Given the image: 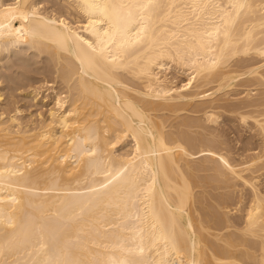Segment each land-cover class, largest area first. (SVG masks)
<instances>
[{"label": "bare ground", "instance_id": "obj_1", "mask_svg": "<svg viewBox=\"0 0 264 264\" xmlns=\"http://www.w3.org/2000/svg\"><path fill=\"white\" fill-rule=\"evenodd\" d=\"M44 1L0 0V264H264V0Z\"/></svg>", "mask_w": 264, "mask_h": 264}, {"label": "rangeland", "instance_id": "obj_2", "mask_svg": "<svg viewBox=\"0 0 264 264\" xmlns=\"http://www.w3.org/2000/svg\"><path fill=\"white\" fill-rule=\"evenodd\" d=\"M45 1H49V2H52V4H57V3H59V1L58 0H45ZM44 1V5H46L47 3ZM57 1V2H56ZM61 3H62V1H61ZM43 58H42V57ZM45 56H46V53L44 54V52L43 53H41L40 55H39V57L38 56H33L32 57V55H31V61L29 60L28 62H30V63H28L27 62V64L26 65H22V67H12V69L10 68V71L11 70H13L14 72L12 73V74H17V72L18 71H21V69L25 72V74H24V76H26V74H27V72H28V74H27V76H29L30 78H32V79H27V80H24L23 82V85L22 86H17V88L14 90V94L15 95H17V99H18V104L19 105H21L22 106V112L20 113L22 116H23V118H29V114L30 113H32L33 114V116H34V118L36 119V118H38V116H36V114L35 113H37V112H41L42 114L41 115H46V108H47V105H45V103H44V101H39V100H37L36 101V103L35 102H33V101H30L28 98H23V96H22V92L23 91H26L27 89H29V88H35L39 93H38V97L39 96H46L45 97V101L47 100V101H49V100H51L52 99V95H53V93H54V90H53V88H51V87H49L50 85L52 86H54V83L51 81L52 80V77H51V75L50 74H48L47 75V77L49 78L48 80H45L46 81V84H45V81H43L42 80V74H41V72H43V70L45 69V71L44 72H46V73H49V71H48V69H46V68H48V66L46 67V65L44 66V62H45V64H47L48 65V62L46 61V60H44L45 59ZM36 59V60H35ZM16 60V59H15ZM38 61V62H35V61ZM39 60H40V62H39ZM43 60V61H42ZM18 61V62H17ZM34 61V62H33ZM33 62V63H32ZM47 62V63H46ZM16 63H19V60H16ZM42 63V64H41ZM29 64H31V65H29ZM40 65L42 66L43 65V67H40ZM29 66H31V67H29ZM15 70H14V69ZM26 68V69H25ZM40 70H39V69ZM19 69V70H18ZM35 69H37V72H36V70ZM26 70H27V72H26ZM33 70V71H32ZM47 70V71H46ZM2 71V70H1ZM6 71H7V69H6ZM9 70L7 71V72H10ZM41 71V72H40ZM7 72H4V73H7ZM42 75V76H41ZM177 81L176 82H181V79H183V76H176V78H175ZM34 80V81H33ZM37 80V81H36ZM31 81V82H30ZM33 81V82H32ZM29 82V83H28ZM51 82V83H50ZM30 84V85H29ZM44 84V85H43ZM48 87V88H47ZM58 89V88H57ZM4 97V95L1 97V99ZM51 97V98H50ZM6 101V98L5 99H3L1 102H5ZM39 102V103H38ZM42 103H44V105H42ZM51 104V103H50ZM216 110H217V112H218V114H220L219 115V117L217 118L218 119V121H217V123L216 124H211V128L213 127L214 128V130H213V132L215 131V133H220V138H221V140L222 141H224L225 143H223V144H219L220 145V147L221 146H223V148H224V151H228L229 152V156H231L232 158H233V156L235 157V151H241L240 149L241 148H243V145H244V147L247 145L246 144V142H248L249 140H250V136H249V134L251 135V130H249L248 131V129H247V127L245 128V127H243L244 125H242L241 126V124H237V121L235 120V119H233V117H231V116H233V115H231V113L229 114V113H226V112H228V111H226L225 109H223V108H219L218 107V109L217 108H215ZM44 113V114H43ZM35 114V115H34ZM194 114V113H193ZM197 114V113H196ZM198 114H200V113H198ZM229 114V115H228ZM20 115V116H21ZM26 115V116H25ZM21 116V117H22ZM33 116H32V118H33ZM36 116V117H35ZM231 117L230 119H232V120H228V118L229 117ZM235 120V121H234ZM232 122V123H231ZM232 126H233V128H232ZM235 127H237V128H235ZM222 128V129H221ZM220 129V130H219ZM234 129V130H233ZM217 130V131H216ZM218 130H219V132H218ZM224 130V131H223ZM235 131V132H234ZM223 132H225V133H223ZM224 134V135H223ZM238 134V135H237ZM237 137V138H236ZM248 137V138H247ZM236 139V140H235ZM246 139V140H245ZM228 144V145H227ZM246 144V145H245ZM250 145V144H249ZM227 147V148H226ZM240 147V148H239ZM223 148H222V150H223ZM229 149V150H228ZM238 149V150H237ZM233 154V155H232ZM205 172H209V171H205ZM209 186H207V188H208ZM196 189H198V188H196ZM210 188H208L207 190H209ZM211 190V189H210ZM207 201V200H206Z\"/></svg>", "mask_w": 264, "mask_h": 264}]
</instances>
